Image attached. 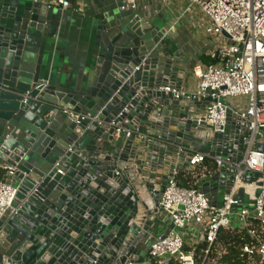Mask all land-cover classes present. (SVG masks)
<instances>
[{
    "label": "water",
    "instance_id": "water-1",
    "mask_svg": "<svg viewBox=\"0 0 264 264\" xmlns=\"http://www.w3.org/2000/svg\"><path fill=\"white\" fill-rule=\"evenodd\" d=\"M127 12L98 21L85 60L59 74L62 10L53 0H0V162L16 168L18 186L0 217V264H146L154 234L175 229L159 204L173 173L195 153L243 159L247 124L233 136L229 107L226 132L216 133L197 122L215 100L161 90L184 89L191 60L168 43V27ZM85 113L96 119L72 118ZM235 174L222 163L201 180L212 205ZM258 178L247 172L243 182ZM248 198L240 189L239 201Z\"/></svg>",
    "mask_w": 264,
    "mask_h": 264
},
{
    "label": "built area",
    "instance_id": "built-area-1",
    "mask_svg": "<svg viewBox=\"0 0 264 264\" xmlns=\"http://www.w3.org/2000/svg\"><path fill=\"white\" fill-rule=\"evenodd\" d=\"M175 5L184 3L183 10L167 30V38L175 32L177 24L192 12L199 14L195 22L196 28L203 31L204 38L213 44L208 57L216 62L212 64L198 63L192 68L196 79L193 93L175 87L162 88L172 94L175 99L190 97L198 99L210 98L205 114L197 122L212 127L216 133H225L228 124L229 100L245 99L241 109L233 108L232 118L235 128L232 135L241 131L242 123L247 124L248 137L245 139L246 150L243 159L238 163L223 160L220 156L195 153L187 170L192 171L207 160H214L219 167L222 163L234 165L236 174L234 184L225 195L221 206L212 205L200 189L184 188L177 184V173L167 181L160 198V206L169 214V220L175 229H184L188 225H197L205 229L202 239L212 244L220 230L231 228L235 218L242 229H247L251 243L242 251L257 256L264 264V152L256 149L261 131L264 130V0H168ZM61 10L70 8V0H53ZM122 12L131 10L140 12L139 0H124L120 7ZM146 21L156 13L142 12ZM148 22V21H147ZM234 116V117H233ZM76 123L86 119L95 120L90 114H75ZM116 133H122L118 124ZM128 137L132 132L124 129ZM6 176L0 182V217L11 209L18 194V186L14 184L17 170L10 165H2ZM247 172L260 174L252 184L243 182ZM240 189H244L253 201V206H241L238 199ZM259 194H256V192ZM250 220L258 222L260 228H249ZM175 229L165 237H158L149 247V258L157 264H166L176 258L181 264H196L194 251L186 250L183 237L175 233ZM209 248L206 250V254Z\"/></svg>",
    "mask_w": 264,
    "mask_h": 264
},
{
    "label": "crops",
    "instance_id": "crops-1",
    "mask_svg": "<svg viewBox=\"0 0 264 264\" xmlns=\"http://www.w3.org/2000/svg\"><path fill=\"white\" fill-rule=\"evenodd\" d=\"M124 0H70V8L62 10L64 16L61 29L55 40V62L58 63V73L62 74L67 71H71L70 68L74 65L81 64L88 52L89 42L93 39V32L97 26V22L104 19L106 16H113L121 13V5ZM140 12H152L156 13L150 17V21L153 17L164 19L165 13H176L179 9H182L180 4L175 6L171 5L168 0H139ZM159 6H156V5ZM129 10L126 14H130ZM181 13V12H180ZM178 16V15H177ZM190 18L191 26L186 24L180 28H176L172 33L175 48L174 51L181 50L184 54V58L191 60V78L189 81H184V89L193 93L196 87V79L192 74V68L198 63H206L208 52L213 49V44L204 38L203 31L199 27L196 28L195 22L199 20L198 16ZM185 19V18H184ZM183 20V19H182ZM246 103L245 99L229 100L228 104L231 107L241 109ZM234 117V116H233ZM233 119V118H232ZM231 131L235 128L234 121H230ZM214 162V160H211ZM2 163L0 162V168ZM218 168V166H217ZM187 170V169H186ZM203 177L202 179H204ZM201 179V180H202ZM201 180L198 183V188L201 189ZM241 203V206L247 205L252 207V200ZM168 217L169 214H168ZM168 224L162 226V231L159 230L157 234H154L151 241L148 243L150 247L152 242L158 237L164 234L168 228ZM238 226L236 219H233V226ZM175 233L181 235L186 243V250H195L202 242V236L205 233V229L197 225H188L184 229H175ZM148 260H146L147 262ZM150 264V263H149Z\"/></svg>",
    "mask_w": 264,
    "mask_h": 264
},
{
    "label": "trees",
    "instance_id": "trees-1",
    "mask_svg": "<svg viewBox=\"0 0 264 264\" xmlns=\"http://www.w3.org/2000/svg\"><path fill=\"white\" fill-rule=\"evenodd\" d=\"M214 59L206 60L207 64L215 63ZM217 169L215 162L205 161L194 170H185L177 175L176 181L180 187L198 188V183L203 177L209 176ZM6 171L0 168V182L4 180ZM258 222L250 220L249 228H260ZM251 239L247 229H242L239 225L219 231L216 240L209 244L202 240L201 244L194 250L196 264H261L257 256L245 254L242 248L250 244ZM209 252L206 254V250ZM151 264H157L152 259ZM166 264H181L176 258H171Z\"/></svg>",
    "mask_w": 264,
    "mask_h": 264
},
{
    "label": "rangeland",
    "instance_id": "rangeland-1",
    "mask_svg": "<svg viewBox=\"0 0 264 264\" xmlns=\"http://www.w3.org/2000/svg\"><path fill=\"white\" fill-rule=\"evenodd\" d=\"M184 3H185V2H184ZM184 3H182L181 7H183ZM171 5H172V6H175V4H174L173 1L171 2ZM156 6H159V5L157 4ZM182 10H183V8H182V9H179L176 13H171V12L165 13L164 19H159V18H157V17H153L151 20H152L153 22H159L160 25H162V26H166V27L169 28L170 25L173 23V21L176 19L177 15H179L180 12H181ZM194 16L197 17L198 14H197L196 12H192V14L190 15V17L195 18ZM186 24H188V25H190V26L192 25L191 22H190L189 15L187 16V18L181 20V21L177 24L176 28H180L181 26L186 25ZM167 40H168V43L172 44L173 47L175 48V44H174L173 38H172V37H169ZM174 48H173V50H174ZM55 68H56V70H58V68H59V65H58L57 62H56V64H55ZM53 77H54L56 80H62V78H61V79H58V78H60V76H56V72H54ZM256 149H259L260 151H263V152H264V148H263L262 146H258V144L256 145ZM250 173H251V172H250ZM253 174H255V177H257V178L261 176L260 174H256V173H253ZM246 177H249V175H247ZM243 180L246 181L245 179H243ZM254 180H255V179H254ZM254 180H251V181H254ZM159 230L162 231L161 228H160ZM159 232H160V231H159Z\"/></svg>",
    "mask_w": 264,
    "mask_h": 264
}]
</instances>
